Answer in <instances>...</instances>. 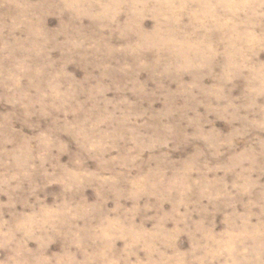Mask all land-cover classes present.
I'll list each match as a JSON object with an SVG mask.
<instances>
[{
  "label": "clouds",
  "instance_id": "obj_1",
  "mask_svg": "<svg viewBox=\"0 0 264 264\" xmlns=\"http://www.w3.org/2000/svg\"><path fill=\"white\" fill-rule=\"evenodd\" d=\"M0 264H264V0H0Z\"/></svg>",
  "mask_w": 264,
  "mask_h": 264
},
{
  "label": "rangeland",
  "instance_id": "obj_2",
  "mask_svg": "<svg viewBox=\"0 0 264 264\" xmlns=\"http://www.w3.org/2000/svg\"><path fill=\"white\" fill-rule=\"evenodd\" d=\"M218 126H221V125H218Z\"/></svg>",
  "mask_w": 264,
  "mask_h": 264
}]
</instances>
